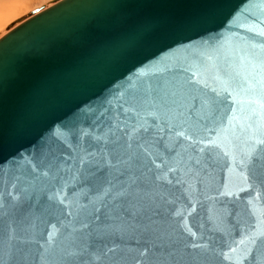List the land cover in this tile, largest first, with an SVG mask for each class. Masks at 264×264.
I'll use <instances>...</instances> for the list:
<instances>
[{"label": "water", "instance_id": "water-1", "mask_svg": "<svg viewBox=\"0 0 264 264\" xmlns=\"http://www.w3.org/2000/svg\"><path fill=\"white\" fill-rule=\"evenodd\" d=\"M0 264H264V0H52L12 22Z\"/></svg>", "mask_w": 264, "mask_h": 264}, {"label": "rangeland", "instance_id": "rangeland-1", "mask_svg": "<svg viewBox=\"0 0 264 264\" xmlns=\"http://www.w3.org/2000/svg\"><path fill=\"white\" fill-rule=\"evenodd\" d=\"M51 1L52 0H6V3L0 4V36L4 34L8 26L19 19L20 16L26 13L28 14L37 7L51 3ZM18 8L20 9L17 12L15 11V14H12V10Z\"/></svg>", "mask_w": 264, "mask_h": 264}, {"label": "bare ground", "instance_id": "bare-ground-1", "mask_svg": "<svg viewBox=\"0 0 264 264\" xmlns=\"http://www.w3.org/2000/svg\"><path fill=\"white\" fill-rule=\"evenodd\" d=\"M4 3H6V0H0V4H4ZM50 3H47V4H45V6H47V5H49ZM25 6V5H24ZM23 6V7H24ZM28 6V5H27ZM20 8H18V9H16V10H12V14L16 11H18ZM15 14V13H14ZM24 15H27V13L26 14H24ZM24 15H22V16H24ZM11 16V15H10ZM22 16H20V17H22ZM19 17V18H20Z\"/></svg>", "mask_w": 264, "mask_h": 264}]
</instances>
